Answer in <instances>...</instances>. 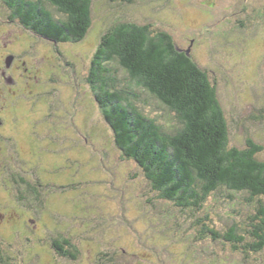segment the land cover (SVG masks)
I'll return each instance as SVG.
<instances>
[{
	"label": "rangeland",
	"instance_id": "374dc122",
	"mask_svg": "<svg viewBox=\"0 0 264 264\" xmlns=\"http://www.w3.org/2000/svg\"><path fill=\"white\" fill-rule=\"evenodd\" d=\"M10 14L0 0V65L15 59L8 73L17 80L0 85V264H264V248L246 253L200 238L206 216L220 233L236 222L245 234L255 209L248 194L213 192L199 210L159 198L123 156L87 81L113 24L153 23L217 79L231 142L264 146V0H93V24L75 42H53ZM136 93L145 113L179 125L146 90ZM60 238L76 259L57 253Z\"/></svg>",
	"mask_w": 264,
	"mask_h": 264
},
{
	"label": "trees",
	"instance_id": "16d2710c",
	"mask_svg": "<svg viewBox=\"0 0 264 264\" xmlns=\"http://www.w3.org/2000/svg\"><path fill=\"white\" fill-rule=\"evenodd\" d=\"M3 1L11 18L53 42L80 41L93 24V0ZM191 50L153 23L117 22L102 36L87 81L123 156L139 165L159 198L182 210H199L213 192L225 190L231 197L247 193L246 200L255 203V209L245 234L238 232L236 222L220 233L206 216L197 221L200 238L211 234L243 252L260 251L264 248V146L251 137L243 146L231 142L217 79L199 65ZM114 61L127 72L128 81L119 78L110 65ZM136 87L173 112L179 125L168 129L145 113L136 99ZM260 111L264 114L263 107ZM53 245L63 257H78L68 238L55 239Z\"/></svg>",
	"mask_w": 264,
	"mask_h": 264
},
{
	"label": "flooded vegetation",
	"instance_id": "af4514ba",
	"mask_svg": "<svg viewBox=\"0 0 264 264\" xmlns=\"http://www.w3.org/2000/svg\"><path fill=\"white\" fill-rule=\"evenodd\" d=\"M12 16V12H11V14H10V17ZM11 20L12 21H15V20H13V18H11ZM12 56V55H11ZM14 61H16L15 59L14 60H12V63H9V62H11V61H9V62H4V63H6V65L5 66H3V65H0V85H1V83H8V84H15L16 83V78L13 76V74H11V73H8V71H10L9 70V68H11L12 67V65L14 64ZM8 64V65H7ZM26 64V62H22L21 63V65H25ZM25 70L27 71V72H29V70L27 69V68H25ZM36 78H37V76H35Z\"/></svg>",
	"mask_w": 264,
	"mask_h": 264
}]
</instances>
